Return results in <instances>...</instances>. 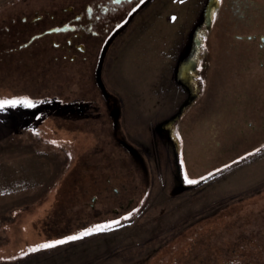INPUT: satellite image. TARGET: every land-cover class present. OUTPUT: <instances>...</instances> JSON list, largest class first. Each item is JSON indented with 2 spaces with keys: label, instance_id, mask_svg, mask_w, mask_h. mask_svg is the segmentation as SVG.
<instances>
[{
  "label": "flooded vegetation",
  "instance_id": "flooded-vegetation-1",
  "mask_svg": "<svg viewBox=\"0 0 264 264\" xmlns=\"http://www.w3.org/2000/svg\"><path fill=\"white\" fill-rule=\"evenodd\" d=\"M147 1L0 3V101L9 102L0 111L8 122L6 136L12 142L49 150L62 158L58 181V191L64 192L62 200L51 206L49 188L30 203L32 214L26 221L32 224L33 244L24 249L32 250V254L61 245L55 241H73L67 238L95 226H107L104 230H109L135 219L155 190V176L162 178L166 166L167 194L177 196L223 169L214 167L216 160L235 154L246 157L264 146V72L248 70L249 62L264 64V0H210L207 23L199 16L203 0L189 29L196 26L193 38L198 40L191 93L183 91L179 103L191 94L197 95L196 99L171 124L162 121L178 105L142 134L126 122L123 101L105 84L103 69L117 40L153 0ZM108 40L101 65V87L96 71ZM238 119L242 124L236 129ZM211 140L230 145L221 151L223 158L219 152L211 164L201 163L207 157L202 147ZM239 143L243 149L237 152ZM189 158L196 169L185 167L193 176L184 171ZM176 166L181 174L179 181L175 179ZM178 187L186 188L172 193ZM222 211L218 216L208 215L204 241L195 237L199 230L189 237V250L195 249L192 258L197 264H264L261 235L239 233L235 238L227 235L222 241H210L213 223L225 218L226 211ZM21 215L10 225L24 221ZM233 222L225 227L227 233ZM44 244L52 246L41 247ZM174 245L150 243L144 248V257L135 263H129L127 252H116L83 264H194L183 258L185 254L180 250L184 246Z\"/></svg>",
  "mask_w": 264,
  "mask_h": 264
},
{
  "label": "rangeland",
  "instance_id": "rangeland-1",
  "mask_svg": "<svg viewBox=\"0 0 264 264\" xmlns=\"http://www.w3.org/2000/svg\"><path fill=\"white\" fill-rule=\"evenodd\" d=\"M202 3L203 0H199L197 7L194 0H153L109 52L103 80L120 96L125 106L126 122L136 132L142 134L147 131L152 123L170 115L181 101L184 94L173 81L172 71ZM248 70L264 72V64L260 66L254 61L249 62ZM176 94L180 95L178 102L175 101ZM239 124H242L240 119L235 124L236 129ZM205 125L208 128V122ZM7 130L8 122L0 111V231L3 233L0 264H83L99 261L116 252H127L129 263H135L144 257V248L150 243L164 247L182 245L184 247L180 252L185 254L183 258L197 264L195 257L192 258L195 249L189 250V237L192 238L199 230L195 237L204 241L208 215L210 217L215 213L218 216L223 209L226 211L225 218L213 223L211 230L214 234L209 237L210 241L218 238L222 241L227 235L235 238L250 233L264 237L262 146L246 157L239 158L242 154H235L222 161L216 160L213 164L218 163L217 166L212 164L211 168L224 166L223 169L201 185L177 196L167 194L169 175L166 166L162 178L155 176V190L135 219L84 239L65 242L40 254H32V250L24 249L33 244L32 224L26 221L27 216L32 214L30 203L38 196L45 195L49 188L51 206L57 200H62L64 192L58 191L62 158L49 150L39 151L30 144L12 142L6 136ZM227 143L211 140L209 144H204L202 150L211 161L206 157L203 158L204 162L201 159V163L211 164L214 156L217 157V153L224 152L226 146L230 145ZM242 149L239 143L237 152ZM236 157L239 159L233 162L232 158ZM190 159L184 163V171L188 176H193L185 167L193 169L195 166L193 159ZM46 202H43L44 207L48 204ZM20 214L26 223L14 221L10 225L9 222ZM233 215L235 219H232ZM232 220L233 226L227 233L225 227L228 228ZM186 242L189 243L186 245ZM262 242L264 244V238ZM262 251L264 253V248Z\"/></svg>",
  "mask_w": 264,
  "mask_h": 264
},
{
  "label": "water",
  "instance_id": "water-1",
  "mask_svg": "<svg viewBox=\"0 0 264 264\" xmlns=\"http://www.w3.org/2000/svg\"><path fill=\"white\" fill-rule=\"evenodd\" d=\"M209 5H210V0H206L203 8L200 11V15H199L200 17H203L205 19L206 23L208 22V19H209V13H210ZM195 28L196 26H193L192 29L189 31L187 41L179 50L177 58H176V62H175V65L172 71L173 81L186 94L191 93V88H190L191 80H192L191 71L195 69L194 51H195V43H198L197 42L198 40L197 39L194 40L193 38ZM109 41L110 40L107 41V43L104 46V49L101 52L99 68L96 71V80H97L98 85L101 87H103V83L101 81V65H102V61L105 56ZM196 96H193L192 94L190 96L188 95L181 103L178 104L177 110L173 114H171L168 118L163 120L162 123L171 124L173 120L176 119L177 116H179L188 105L194 102V100L196 99ZM180 178H181L180 170L177 167V171L175 173V179L179 181ZM185 188L186 187H178L172 193H178L184 190Z\"/></svg>",
  "mask_w": 264,
  "mask_h": 264
},
{
  "label": "snow or ice",
  "instance_id": "snow-or-ice-1",
  "mask_svg": "<svg viewBox=\"0 0 264 264\" xmlns=\"http://www.w3.org/2000/svg\"><path fill=\"white\" fill-rule=\"evenodd\" d=\"M141 2H143V0H141ZM173 19H175V18H173ZM5 103H9V102H6V101H0V109H2V108L4 107ZM10 103L15 104V103H17V101H12V102H10ZM28 104H29V106H32V105H31V102H28ZM202 179H203V178H202ZM187 182L190 183V184H194V183H196L195 180H188ZM112 223L115 224V223H118V221H113ZM105 227H107V226H100V225H98V226H95V227L92 228V229H89V230L86 231V232H82V233H80L79 236H69L67 239H68V240H76V239L81 238L82 236L90 235L92 232L103 231ZM54 243H55V244H63V243H65V241H64V240H59V241H55ZM51 246H52L51 244H44V245H41V247H45V248H47V247H51Z\"/></svg>",
  "mask_w": 264,
  "mask_h": 264
},
{
  "label": "crops",
  "instance_id": "crops-1",
  "mask_svg": "<svg viewBox=\"0 0 264 264\" xmlns=\"http://www.w3.org/2000/svg\"><path fill=\"white\" fill-rule=\"evenodd\" d=\"M199 0H194V4L195 6H197V3H198ZM201 1V0H200ZM198 7V6H197ZM180 99V95L178 96V94H176V102H178V100Z\"/></svg>",
  "mask_w": 264,
  "mask_h": 264
}]
</instances>
